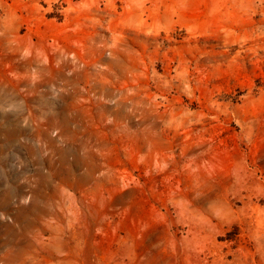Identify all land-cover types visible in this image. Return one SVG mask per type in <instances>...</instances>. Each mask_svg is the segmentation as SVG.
<instances>
[{
  "label": "rangeland",
  "instance_id": "374dc122",
  "mask_svg": "<svg viewBox=\"0 0 264 264\" xmlns=\"http://www.w3.org/2000/svg\"><path fill=\"white\" fill-rule=\"evenodd\" d=\"M0 264H264V0H11Z\"/></svg>",
  "mask_w": 264,
  "mask_h": 264
},
{
  "label": "trees",
  "instance_id": "16d2710c",
  "mask_svg": "<svg viewBox=\"0 0 264 264\" xmlns=\"http://www.w3.org/2000/svg\"><path fill=\"white\" fill-rule=\"evenodd\" d=\"M11 0H0V17L2 16L3 14V4L6 2V3H9Z\"/></svg>",
  "mask_w": 264,
  "mask_h": 264
}]
</instances>
